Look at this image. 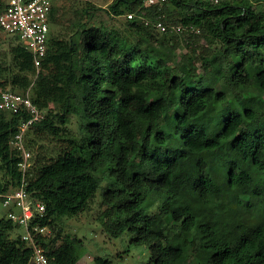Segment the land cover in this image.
I'll list each match as a JSON object with an SVG mask.
<instances>
[{"label": "trees", "instance_id": "1", "mask_svg": "<svg viewBox=\"0 0 264 264\" xmlns=\"http://www.w3.org/2000/svg\"><path fill=\"white\" fill-rule=\"evenodd\" d=\"M146 1L111 0L104 11L123 16L118 25L96 21L92 3L54 5L58 28L49 29L39 69L17 36L0 59V87L29 89L44 112L24 143L36 147L26 188L53 230L40 238L50 264H76L81 242L61 235L58 222L88 210L98 190L103 227L146 245V264H264V0ZM171 26L188 30L187 50L176 51ZM218 50L230 78L217 71ZM217 81L241 84L245 105ZM27 118L0 109V191L20 178L10 140ZM44 136L55 142L50 152ZM15 227L0 218V264H33L31 247L10 235ZM93 264L112 262L97 255Z\"/></svg>", "mask_w": 264, "mask_h": 264}, {"label": "built area", "instance_id": "2", "mask_svg": "<svg viewBox=\"0 0 264 264\" xmlns=\"http://www.w3.org/2000/svg\"><path fill=\"white\" fill-rule=\"evenodd\" d=\"M58 0H6L5 6L0 9V35H15L32 54L33 65L39 69L47 49V37L50 29V11ZM162 2L164 0H147L146 2ZM218 4L227 0H203ZM133 12H127L132 17ZM154 26L162 31L167 26L161 20H155ZM180 30L181 27L171 26V30ZM0 109L17 112L24 109L28 118L18 125L17 133L10 140V144L20 154L18 170L20 178L16 184L0 191L2 205L9 218L16 226L23 228L19 237L31 247L30 260L33 264H50L46 248L40 238L50 236L53 230L48 225L40 224L45 214L44 203L34 198L27 190L26 174L31 165V152L24 143V133L33 123L43 118L44 112L30 99L29 89L23 93L10 89H0Z\"/></svg>", "mask_w": 264, "mask_h": 264}, {"label": "rangeland", "instance_id": "3", "mask_svg": "<svg viewBox=\"0 0 264 264\" xmlns=\"http://www.w3.org/2000/svg\"><path fill=\"white\" fill-rule=\"evenodd\" d=\"M111 0H58L55 5L59 6L62 3L65 5L66 8L68 5H72L78 8L83 7L86 3H92L97 7L95 9V20H103L106 23H110L113 25H118L119 19H122L123 16H108L105 9L108 8V3ZM126 13L128 12V8H126ZM63 11V9H62ZM61 11V12H62ZM71 14L70 10H65V16H69ZM64 20H67L64 19ZM63 27V26H59ZM58 28L53 24H50V29L55 31ZM162 31V30H160ZM188 30L181 29L180 31L172 30L173 34H177V40H179V46L176 51L179 49L187 50L185 45V38ZM15 35L5 34L0 35V59L4 58V54L9 49L11 43L17 42V39L14 37ZM168 39V37H167ZM171 42V40H168ZM166 43H169L165 41ZM203 43V42H201ZM160 48L162 51L167 54L169 53L167 46L161 45ZM264 52V50H263ZM231 53V50L228 51V55ZM226 55L222 53V51H217V62L218 67L217 71L224 75V78H230V70L226 65L224 57ZM8 59V57H7ZM166 62L170 64L169 59H166ZM199 65V63H198ZM199 71L202 73V68L199 66ZM202 81L204 84H208V79L206 75L202 74ZM4 73L0 75V81H4ZM221 82V80L219 81ZM217 81L218 87H222V89L226 90L228 97L230 98L231 102L235 104L236 107L242 108L245 105L246 99L244 97V87L242 88L241 84L238 82H225L220 83ZM11 86L6 85L5 88H10ZM0 89H4V87H0ZM252 93H255V90H252ZM264 99V92L262 93ZM220 107L218 106L216 110L212 112V115L218 116ZM32 129L28 130V135L26 137L31 136ZM25 137V139H26ZM25 142V141H24ZM27 143V142H26ZM54 140L51 138L43 137L42 144L44 148L50 152V150L55 147ZM26 145V144H25ZM36 147H33L31 150L32 155V163H34L37 159V152ZM31 163V167H32ZM97 197L95 201L92 203L91 207L83 212H80L71 217H62L58 224L59 227L62 229V234L68 233L71 236H74L78 240H80L82 245V251L79 254V258L76 264H93V257L100 255L107 257L111 260L112 264H146L149 260L150 252L147 249L146 245L141 244L138 246L132 245L130 243V234L127 232L122 233L118 237H112L103 227L100 216L102 210L105 208L103 204L100 203V190L96 193ZM239 203L243 206L246 205V201L240 200ZM8 209L2 205L0 199V218L7 217ZM56 230V229H55ZM23 233V228L20 226H16L10 235L15 237L19 234ZM196 249L193 244L189 245L188 248V259L193 261L194 260V253Z\"/></svg>", "mask_w": 264, "mask_h": 264}]
</instances>
